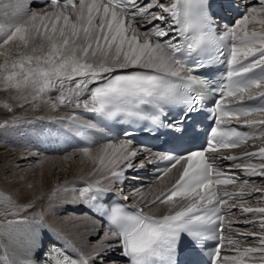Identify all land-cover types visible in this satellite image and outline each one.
Returning a JSON list of instances; mask_svg holds the SVG:
<instances>
[{
	"label": "snow or ice",
	"instance_id": "1",
	"mask_svg": "<svg viewBox=\"0 0 264 264\" xmlns=\"http://www.w3.org/2000/svg\"><path fill=\"white\" fill-rule=\"evenodd\" d=\"M260 4L249 8L247 0H231L230 7L244 11L234 26L219 35V25L214 28L209 15L210 0H47L37 7L50 5L54 11L33 12L7 31L0 25L5 36L0 47L19 42L16 52L6 55L0 65L4 84L31 89L33 100L45 102L46 94L56 90L59 105L82 109L68 115L62 134L74 133L90 142L95 134L111 131L109 122L130 125L122 128L125 139L119 147L113 148L110 142L104 149L106 155L111 149L105 165L109 183L122 178L125 169L152 162L145 157L133 163L138 156L133 145L139 142L138 129L132 125L147 121L153 131L166 127L177 139L195 141L200 135L202 97L218 96L214 111L209 112L216 126L210 128L206 147L179 156L169 151L159 157L171 163L157 179L178 165L181 171L151 206L171 203L174 214L157 218L144 208L126 212L123 207L109 212L100 203L105 189L87 185L78 198L108 218L105 239L110 242L93 250L95 255L80 254L75 259L63 247L51 245L43 252V264H105L104 253L113 247L120 249L127 264H178L184 240L196 257L193 264H264V180L241 179L222 170L220 163L230 161L229 169L264 178V0ZM4 8L13 15L26 11L20 0H9ZM250 22L261 25V30L248 31ZM216 62L226 66L218 82L211 71H203ZM176 105L181 106L179 112L167 119L165 108ZM233 122L239 127L221 126ZM257 141L258 151L227 152L257 147ZM145 148L140 144V149ZM82 151L87 154L90 145ZM206 152L213 154L211 159ZM229 185L233 190H227ZM218 186L225 188L219 191ZM225 217L230 218L227 224ZM232 218L251 227L234 228ZM19 225L42 226L22 219L8 221L7 227ZM233 232L238 235L234 237ZM207 240L217 241L210 254L204 245ZM225 244L234 254L221 256ZM0 264H9L6 255Z\"/></svg>",
	"mask_w": 264,
	"mask_h": 264
},
{
	"label": "bare ground",
	"instance_id": "2",
	"mask_svg": "<svg viewBox=\"0 0 264 264\" xmlns=\"http://www.w3.org/2000/svg\"><path fill=\"white\" fill-rule=\"evenodd\" d=\"M34 1L37 0H26L29 3L27 7L29 10ZM49 7L52 9L51 6ZM247 30L260 31L261 25L250 22ZM15 44L17 43L14 42ZM10 48V44L0 47L2 64L6 55H10ZM10 90L13 91L12 88ZM16 90L17 92L11 98L12 101L23 102L17 105L9 103L11 112L2 122L4 127L0 131V199L4 197L3 194L8 193L9 195L3 199L11 200L16 207L23 209L21 215L10 220L39 221L42 226L25 228L19 225L9 229L7 225L10 220L0 219V258L6 255L9 264H29L28 259L33 257L34 251L41 250L43 248L41 244L56 237L59 241L63 240L61 238L63 237V242L75 248L80 254L95 255L93 250L101 249L102 245L110 241L105 239L106 231L102 230L98 222L85 214L78 213L84 206V201L78 196L83 187L97 185V181H100V186L113 189L116 180L113 179L109 183V179L106 178L109 175L108 168L105 167L111 149L107 155L104 152L98 160L95 159V154L100 153L108 145L91 150L87 154L72 152L64 157L43 156L37 141H34L35 127L47 124L62 125L68 119L69 114L78 112L80 108L59 105L56 90L46 94L49 96L46 102L33 100L31 89ZM6 92L7 90H4L0 93L3 95ZM53 104L57 106L53 107ZM4 109H0V112H5ZM36 109L37 113H34ZM13 124L16 125L13 127ZM38 134L40 132L36 135ZM119 145L112 144V147L117 148ZM102 157L104 164L101 163ZM177 173L178 171H171L152 189L137 197H135V192L131 193L132 200L147 205L148 212H159L158 215L169 214L175 209L170 203L154 207L149 204L172 184ZM9 205L11 206L10 203ZM236 225L246 228L240 223ZM28 248L29 251L26 252ZM114 248L108 249L104 253L105 256L114 254ZM105 264H120V262L106 259Z\"/></svg>",
	"mask_w": 264,
	"mask_h": 264
},
{
	"label": "rangeland",
	"instance_id": "3",
	"mask_svg": "<svg viewBox=\"0 0 264 264\" xmlns=\"http://www.w3.org/2000/svg\"><path fill=\"white\" fill-rule=\"evenodd\" d=\"M22 1V2H21ZM20 1V3H21V6H22V8L24 7V5H26V8L28 7V4L29 3H27L26 2V0H21ZM23 1H25V2H23ZM7 3H9V0H0V25H3L5 28H4V30L5 31H7V29H8V27H10L11 25H14V24H20V23H23L26 19H28L29 18V16H30V14L31 13H33V12H35V13H37V14H39V15H43L45 12H52V11H54V9L52 8H50V7H48V8H45V9H42V10H38V9H36V8H31L30 10L27 8V10L26 11H21L19 14H17V15H13L12 14V10L11 9H6V8H4V5L5 4H7ZM25 13V14H24ZM23 15H25V16H23ZM4 34L3 33H1L0 34V42L2 43V40L4 39ZM15 43H19L18 41L17 42H15ZM17 44H15L14 45V42H13V44H12V42H10V46H11V51H10V49H9V53H10V55L11 54H14L15 53V51L17 50V47H15ZM13 49H15V50H13ZM5 62V61H4ZM4 62H3V64H4ZM0 65H2V62H0ZM2 76H3V73L2 72H0V92H2V91H6L7 90V92L5 93V94H1L0 93V109H4L5 110V112H0V131L2 130V128L4 127V124L2 125V122H4V120H6V118L9 116V112H11L10 111V104L12 103H14V105H17V104H20V103H22L21 101L20 102H18V101H16V102H14V101H12V96H13V94H15L16 92H17V90L16 89H14L13 87H8V86H6L5 84H4V82H3V79H2ZM13 89V91L12 90H10V89ZM12 91V92H11ZM58 94V93H57ZM9 97H8V96ZM5 99H7V100H4ZM11 99V100H10ZM9 101V102H8ZM10 101H12V102H10ZM10 103V104H9ZM4 105V106H3ZM6 105V106H5ZM8 105V106H7ZM1 107H3V108H1ZM7 108H8V110H7ZM3 110V111H4ZM1 113H3V114H1ZM26 114H28V112H25ZM34 113H37V109L34 111ZM2 120V121H1ZM16 124H13V127L15 126ZM48 126V124L47 125H44V126H38V127H35V129H34V132L37 134L38 132H42V130L41 129H44V128H46ZM48 129H45V133H46V131H47ZM44 133V134H45ZM35 134V136H36V138H35V140L34 141H38V137H39V135L40 134H38V136ZM97 150V149H96ZM104 153V150L102 149V151H100V153H96L95 154V156H96V160H98V158L102 155ZM178 174V173H177ZM152 189V188H151ZM150 190V189H149ZM1 194V193H0ZM7 195H5V194H3V196L4 197H2L1 199H0V219L1 220H3V219H7V220H10L11 218H13V217H16V216H19V215H21L22 213V211H19V213L17 214V215H12L11 213L12 212H14V211H16V209H22V208H19V207H16V205L10 200H4L3 198H6V196H8L9 194L8 193H6ZM4 200V201H3ZM11 204V206L9 205V203ZM14 204V205H13ZM149 213H151V214H153V215H158V213L159 212H154V211H150Z\"/></svg>",
	"mask_w": 264,
	"mask_h": 264
}]
</instances>
